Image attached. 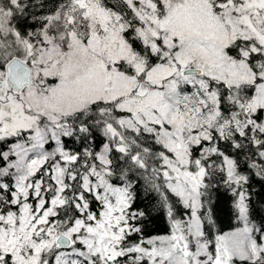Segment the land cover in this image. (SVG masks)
I'll list each match as a JSON object with an SVG mask.
<instances>
[{
  "label": "snow or ice",
  "instance_id": "6c2138e0",
  "mask_svg": "<svg viewBox=\"0 0 264 264\" xmlns=\"http://www.w3.org/2000/svg\"><path fill=\"white\" fill-rule=\"evenodd\" d=\"M0 264H264V0H0Z\"/></svg>",
  "mask_w": 264,
  "mask_h": 264
}]
</instances>
